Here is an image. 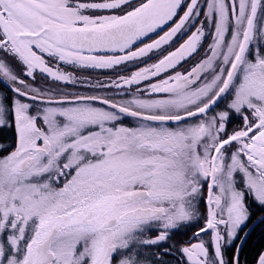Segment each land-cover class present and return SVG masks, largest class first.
<instances>
[{"label":"snow or ice","instance_id":"snow-or-ice-1","mask_svg":"<svg viewBox=\"0 0 264 264\" xmlns=\"http://www.w3.org/2000/svg\"><path fill=\"white\" fill-rule=\"evenodd\" d=\"M253 206L264 0H0V264H264Z\"/></svg>","mask_w":264,"mask_h":264},{"label":"trees","instance_id":"trees-1","mask_svg":"<svg viewBox=\"0 0 264 264\" xmlns=\"http://www.w3.org/2000/svg\"><path fill=\"white\" fill-rule=\"evenodd\" d=\"M253 213H254V217H253V222L255 221L256 218H258L260 215L264 214V213H261L255 206H253ZM191 231L193 230H189L186 234L181 232V233H178L176 234L173 239L176 240V241H181L183 242L185 239L188 238V233H191ZM260 235H261V228L260 227H257L256 230L253 232L252 234V237L250 239V245L257 241L259 238H260Z\"/></svg>","mask_w":264,"mask_h":264},{"label":"rangeland","instance_id":"rangeland-1","mask_svg":"<svg viewBox=\"0 0 264 264\" xmlns=\"http://www.w3.org/2000/svg\"><path fill=\"white\" fill-rule=\"evenodd\" d=\"M186 67H187V65H185ZM65 67V69L66 70H68V71H71L72 69L69 67V66H64ZM91 74V77L92 78H94V79H104L105 77H104V74L101 72V71H99V70H88V72H85L84 74L85 75H88V74ZM202 207V210H203V205L201 206ZM194 230V229H193ZM189 231V230H188ZM187 231V232H188ZM192 235V231H191V233H188V237H190ZM188 239V238H187ZM187 239H185V240H187ZM184 240V241H185Z\"/></svg>","mask_w":264,"mask_h":264}]
</instances>
